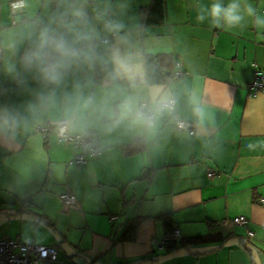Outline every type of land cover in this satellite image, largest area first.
Wrapping results in <instances>:
<instances>
[{"label":"crops","instance_id":"1","mask_svg":"<svg viewBox=\"0 0 264 264\" xmlns=\"http://www.w3.org/2000/svg\"><path fill=\"white\" fill-rule=\"evenodd\" d=\"M10 1L0 0V239L52 246L55 264H264V94L247 93L254 69L264 70V40L255 28L223 31L197 22L198 5L211 0H163L161 7L107 0L110 15L139 44L148 80L174 96L173 113L135 124L66 102L102 100L113 87L110 65L73 69L57 84L25 70L29 41L22 33L32 20L46 21L61 0H27L20 14ZM249 2L264 11V0ZM176 60L179 78L171 74ZM192 93L205 108L203 122L193 114ZM174 115L194 133L177 129ZM59 120L71 134L93 133L100 153L77 165L72 143L35 130ZM135 140L144 147L125 154ZM64 192L76 196L74 208L62 205ZM162 214L171 215L180 238H229L167 253L159 244ZM237 216L246 224H235ZM134 218H143L135 240L122 241Z\"/></svg>","mask_w":264,"mask_h":264},{"label":"clouds","instance_id":"2","mask_svg":"<svg viewBox=\"0 0 264 264\" xmlns=\"http://www.w3.org/2000/svg\"><path fill=\"white\" fill-rule=\"evenodd\" d=\"M26 4L27 0H14L12 8L20 14ZM196 20L223 31L250 24L257 39L264 40V11L249 0H211L198 5ZM125 29L121 20L110 15L107 0L91 5L88 0H61L46 21L35 19L27 24L22 33L29 41L23 68L35 70L44 81L57 84L73 69L110 65L113 87L104 98L69 97L66 102L70 109H96L112 120L151 124L156 115L172 109L174 96L170 87L148 80L141 48ZM15 47V42L9 44L10 49ZM14 70V66L8 68L9 72ZM190 102L194 116L203 122L207 114L201 100L192 93Z\"/></svg>","mask_w":264,"mask_h":264},{"label":"built area","instance_id":"3","mask_svg":"<svg viewBox=\"0 0 264 264\" xmlns=\"http://www.w3.org/2000/svg\"><path fill=\"white\" fill-rule=\"evenodd\" d=\"M13 2L14 0L10 1V8L15 12L12 8ZM15 23L16 21L13 19L12 24ZM171 74L173 78H179L184 74L177 60L173 62ZM247 93L250 96H255L259 93L264 94V70L259 68L254 69L253 78L247 85ZM174 105L175 101L170 110L171 113H173ZM174 124L179 130H187L190 134L194 133L190 122L180 119L175 115ZM35 130L42 138H47L49 134L53 133L59 141L72 143L76 148L73 162L80 166L86 164L91 158L96 157L101 151L100 143L93 133L85 131L71 134L67 130L66 123L62 120L39 124ZM213 175H215L213 170L208 172V176L211 177ZM60 201L65 207L74 208L77 204L76 196L71 192L62 193ZM261 201H264V199ZM113 219L114 216L109 218L110 221ZM233 222L245 225L246 218L244 216H237L233 219ZM248 235H252V232L249 231ZM179 238V230L174 228L169 236L161 238L159 244L163 246L165 240H177ZM56 254V250L52 246L22 242L17 236L0 239V264H55Z\"/></svg>","mask_w":264,"mask_h":264},{"label":"trees","instance_id":"4","mask_svg":"<svg viewBox=\"0 0 264 264\" xmlns=\"http://www.w3.org/2000/svg\"><path fill=\"white\" fill-rule=\"evenodd\" d=\"M162 3H163V0H152V5H155V6L161 7ZM150 60L151 58H147V62H149ZM143 147H144V144L143 142H141V140H138V141L135 140L134 142L123 147V152L125 154H133L141 150ZM157 218L162 223L164 236L165 237L169 236L173 232V229L175 228L173 225V220H172L171 215L162 214L158 216ZM142 220L143 218H134L130 220L125 225L120 239L122 241H127V242L134 241L136 237L137 228L142 222ZM228 238L229 236L219 237V236H212V235H198V236L187 237V238H179L177 240L168 239L164 241L163 247L165 248L167 253H172V252L186 249L190 245L201 244V243H205V242L212 241V240L225 241Z\"/></svg>","mask_w":264,"mask_h":264}]
</instances>
